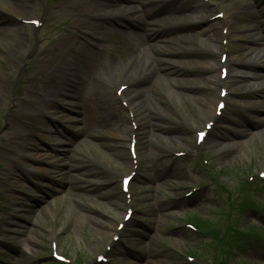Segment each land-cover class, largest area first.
Returning <instances> with one entry per match:
<instances>
[{
  "label": "rangeland",
  "instance_id": "374dc122",
  "mask_svg": "<svg viewBox=\"0 0 264 264\" xmlns=\"http://www.w3.org/2000/svg\"><path fill=\"white\" fill-rule=\"evenodd\" d=\"M146 1L150 29L162 31L172 41L146 50V56L161 61L152 65L139 59L135 73L121 80L108 74L107 68L93 67L89 85L76 90L55 77L42 84L39 95L29 86L38 73L41 78L51 74V58L63 56L61 36L70 33L60 27L59 0L25 3L32 21H40L41 26L27 21L22 27L24 39L13 44L19 51L0 57V81L10 96V100L0 97V264H264V178L260 177L264 90L251 80L254 65L248 54L254 36L264 47V0H221L225 17L215 9L216 0H179L165 8L158 0ZM198 5L208 8V20L191 21L195 15L190 8ZM240 5L247 6L244 27L230 30L234 51L223 55L231 59L241 55L243 65L237 72L250 80L233 86L238 102L224 99L226 107L220 117L215 115V124L204 126L212 123L208 113L214 115V110L203 100L168 98L170 88L199 94L206 90L204 84L209 85L203 78L208 75L202 63L203 38H184L183 30L188 25L198 31L217 24L226 33L219 22L235 19L241 14ZM167 8L179 9L175 13L182 15L173 17ZM6 14L0 9V27L8 21ZM103 42L115 49L112 68L128 65L124 64L128 57L116 53L118 45L111 36ZM167 60L177 63L171 75L180 79L177 84L161 78L169 71ZM141 65L149 68V75L140 85L144 92L133 107L138 120L132 123L127 110L130 98L126 93L125 102L119 99L118 86L127 89L140 75ZM226 69L229 76L235 73ZM256 70L264 73V67ZM228 86L225 90L231 93ZM68 91L71 95L61 96ZM86 91L95 92L96 98L100 94L112 98L116 119L107 118L104 124L100 111L94 110V118L101 120L94 125L86 110ZM15 94L42 103L44 135L30 133L28 142L18 139L38 127L26 121L32 108L15 101ZM57 111L58 115L50 113ZM123 125L137 132L134 153L130 152L133 139ZM203 130L209 132L207 140L198 142L197 133ZM33 144L49 153L41 171L7 156L8 151L25 152L23 145L32 148ZM132 174L124 192L121 180ZM128 210L131 217L125 219ZM119 221L122 225L116 231Z\"/></svg>",
  "mask_w": 264,
  "mask_h": 264
},
{
  "label": "bare ground",
  "instance_id": "6f19581e",
  "mask_svg": "<svg viewBox=\"0 0 264 264\" xmlns=\"http://www.w3.org/2000/svg\"><path fill=\"white\" fill-rule=\"evenodd\" d=\"M27 1L28 0H18L15 2L13 0H0V9L3 11V13L9 12V14L4 15L6 18H8V21L5 23L6 25L4 24L0 27V57L3 59L7 57L9 58V56L19 51V49H13V44L16 40L24 39L23 28L25 23L29 20H32L25 10V3ZM145 1L146 0H59V3L63 5L61 8L62 11H59V13H61L60 16H62L63 19L60 27L68 28L70 33L67 37L61 36L64 44H62V51L59 52L60 54L62 52L63 56L59 57L58 54L53 56L51 58L53 63L51 74H47L44 78H41V72L38 73V76L32 81L33 84L29 86V90L36 95L42 94V84L49 79H52L53 81L55 77H57L59 80L63 79V82L65 83L68 82V85H70L71 89L75 88L76 90L80 87L86 88L89 85L91 77L89 72L93 67L101 66L104 69L107 68L109 70L108 74L112 73V77L121 80L128 76H132L131 74L135 73V66L139 62V59H142L144 62L148 63L152 61V65H154V62L157 63L161 61L159 58L153 59L146 56V50L150 46H154V48H156L160 43L167 44L172 41H169V38H166L162 31L150 29V26L153 25L152 21L149 20L151 16V9L148 7V2ZM158 1V3L163 2V8L166 7L165 4L170 5L172 2L174 4H179L180 2L179 0ZM208 2L213 3L214 0H208ZM240 6L241 12H239L241 14H238L235 19L227 22L225 18V21L219 22L223 23L221 24L222 30H226V33L221 32L219 28L217 29V24H211L210 26L198 31H193L194 26L188 25L183 30L184 38L189 37V39L192 41H194L195 37L203 38L202 42L206 45V49H203L202 51L204 52L206 59L202 58V63L204 65V71L208 74L203 78L209 83V85H203V87H206V90H203L202 93L201 90V94L182 92L170 88L168 92V98L171 101L178 100L180 98H184L189 101L203 100V104L205 106H209L210 109L214 110V115H210L208 113V121L211 122H213L212 120L215 119L218 114V104L223 102L226 98L235 100V96L239 94L237 90L233 91V86L242 85L247 81V79L248 81L250 80L249 78L242 76L239 74V72H237V69L243 65V61L240 58L241 55L235 59L227 58L225 61L222 60V55L231 52L234 48L232 42L235 37L231 34L230 30L232 28L241 30L244 27L243 23L245 16L242 14L247 12V6ZM214 7L220 13H224L223 15L225 17V10H223L221 6V0H216V2H214ZM168 8L167 10L171 16L179 17V15H182V12L175 13L180 11L179 9L173 10L171 8L170 12ZM190 10L192 14L195 15L194 18L191 16V21H206L210 17L208 16V8L206 6L198 5L191 7ZM183 11L185 12L186 10ZM250 17L252 18V15ZM17 24L18 28H16ZM79 35H81V37H78ZM105 36H111V40L118 45L116 53H119L122 58L124 56L128 57L124 62V64L127 63L128 65H123L120 67L115 65V67L112 68L113 64H115L113 58L115 49L107 47L104 44L103 39ZM223 40L227 41L226 45L221 43ZM251 42L252 46L249 47L248 52L252 58V64L254 65V72L251 75V80L256 82L258 87H261L264 90V73L257 72L256 70L264 67V47H259L263 44L256 36L252 37ZM156 50L158 53L171 52L170 49ZM219 54H221V56L218 59ZM66 55H70L71 59L69 61L62 59ZM166 63V68H168L169 71H167L166 74L161 78L166 79L167 82L171 84L179 83L180 79L176 75L174 77L171 76L175 74V67L177 66V63L173 62L172 60H167ZM227 67L231 69V72L235 73L232 74V76L228 75L226 79L223 80L221 78L222 69ZM61 70H63V74H61ZM218 71L219 76L217 75ZM56 72L59 74L55 76ZM137 73H140V75H138L136 78L133 76L134 79L128 83V88H125L119 96V99H123L124 94L127 93L130 98L128 99L127 110L130 114L128 121L132 123H135L136 120H138L137 111H135L133 107L138 105V97L143 95L144 89L141 88L140 85L149 75V68L141 65L140 69L138 68ZM105 80L108 81L109 79L104 78V81ZM227 85H229L228 87L231 93L227 92V95L222 97L221 91L223 88L225 89ZM118 87V90H120L123 86L120 84ZM218 89L219 94L216 93ZM95 92L86 91L84 97L88 105L86 110L92 115V123L94 125H98V123L101 121L96 120L97 117L96 119L94 118V110L100 111L99 115L102 118L104 124L107 118L110 121L113 119L115 120L116 115L114 114L113 107L114 100L110 97H105L103 94H100V98H96L94 97L96 96ZM63 95L69 96L71 94L68 91L61 96ZM15 96L17 97L15 101L22 102L28 106L30 105L32 108V113L25 119L27 122L33 123L36 125V127H38L37 129L33 130L29 129V133L27 135L18 139L20 141L22 140L23 142H28L30 135L33 133L37 136L41 134L44 135L42 129L45 127V121L42 117L43 113L41 112L42 103L37 99L23 97L22 95L18 97V95L15 94ZM0 97L10 100L9 91L5 84L1 81ZM235 101L238 102L237 100ZM123 102H125L124 99ZM50 113L53 115L59 114L58 111ZM204 113L207 114L205 111ZM60 118L61 116H59L58 119ZM208 124L209 123H206L204 126ZM18 125L23 127L24 123L18 120ZM130 126L123 125L124 131L125 133L127 132V134L129 133L130 138L135 139L137 132L132 128V126ZM198 133L196 137L197 139ZM45 135L48 136L47 133ZM116 136L118 138L124 137L120 133H116ZM48 138H50V136H48ZM206 138L204 142L207 140ZM189 139L192 140L191 137ZM180 140H183V138L181 137ZM58 143L62 144L64 142L60 141ZM220 145L223 146V143H220ZM23 147L27 151H25L26 153L22 152L21 150H17L16 153L13 151H8L7 156L10 157V160L12 161L14 158L19 160L23 165L26 163H31L33 165L32 168L34 171H41L43 166L48 163L46 158L49 153L45 151L43 146L40 144H33L32 148H27L24 145ZM121 223L122 221H119V224ZM118 225L114 228L116 231L118 230ZM113 236H116V234Z\"/></svg>",
  "mask_w": 264,
  "mask_h": 264
},
{
  "label": "snow or ice",
  "instance_id": "6c2138e0",
  "mask_svg": "<svg viewBox=\"0 0 264 264\" xmlns=\"http://www.w3.org/2000/svg\"><path fill=\"white\" fill-rule=\"evenodd\" d=\"M203 134H201V136H202Z\"/></svg>",
  "mask_w": 264,
  "mask_h": 264
}]
</instances>
